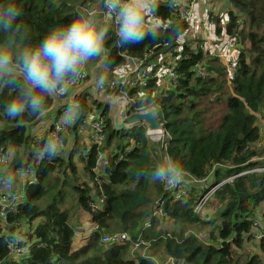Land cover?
Returning <instances> with one entry per match:
<instances>
[{
	"label": "trees",
	"instance_id": "trees-1",
	"mask_svg": "<svg viewBox=\"0 0 264 264\" xmlns=\"http://www.w3.org/2000/svg\"><path fill=\"white\" fill-rule=\"evenodd\" d=\"M74 1L70 4L62 0H14L23 10L20 23L28 28L29 39L34 42L42 39L51 27L69 23L79 7L100 9V0ZM226 1L230 7L226 22L219 26V17H212L210 21L216 34L231 39L223 45L225 53L231 47L237 51L238 67L233 78H225V68L217 58L223 51L220 49L214 54L209 51L212 45L208 33L209 44L204 52L199 51V39L180 40L189 24L177 21L176 6L167 3H160L159 17L170 20L177 31L165 24L155 39L148 38L128 48L118 47L113 35L106 44V56L112 65L105 67L103 60L95 72L96 78L103 77L105 81L106 74L121 66L125 58H141L147 53L145 65H150L151 70L145 87L124 89L132 100L128 111L151 109L168 136L161 152L193 177L211 172V184L264 164L249 161L264 152V149L260 153L249 149L261 133L253 114L264 121V0ZM20 39L21 43L27 42L23 36ZM157 55H170L171 60H176L175 71L182 76L177 87L157 90L152 74L158 65L151 64ZM196 65L203 67V78L194 76ZM88 78L87 75L85 83ZM224 86L231 87V94L224 100L225 110L218 125L203 127L198 115L192 112L196 110L193 102L209 93L220 95ZM112 94L119 95L115 90L106 89L105 95ZM2 95L7 101L13 93L6 89ZM88 98L91 100L88 91L76 97L80 107L73 116V124L68 125V134L61 137L65 141L64 151L44 161L32 160L28 152L32 145L38 149L45 141H40L38 147V140L28 132V127L39 122L44 113L39 116L25 113L23 126H18L0 110L3 155L0 178H5L4 167L13 170L30 165L33 179L31 184L24 183L22 199L16 212L8 216V226H0V264H153L137 252L130 256L125 245L98 246L103 234L115 232L127 233L131 238L140 234L148 240L150 245L145 256L151 255V247V252L159 250L163 255L181 259L184 264H259L255 255L240 261L242 255L235 253L250 242L264 256V241L251 239V221L264 205V172L239 176L220 185L210 199L216 215L204 220L192 213L196 198L193 192L188 193L187 199H177L167 194L160 182H152L150 173L154 161L150 158L143 128L114 133L109 125V110L92 101L89 106ZM50 107L51 100H48L46 111ZM92 111L104 124V139L99 149L85 142L76 131L77 123L93 114ZM9 147L16 152L14 158L5 152ZM215 164L221 167L212 169ZM95 199L98 206L91 212L88 205ZM75 213L80 220L86 217L89 227L81 229L77 228L80 224L71 225L70 219ZM161 219L173 230L166 237L156 229ZM14 222L19 227H13ZM190 228H196L199 234L204 232L208 243L187 233ZM10 239L25 244L28 249L15 262L6 257L5 245ZM74 240L80 244L74 246Z\"/></svg>",
	"mask_w": 264,
	"mask_h": 264
},
{
	"label": "clouds",
	"instance_id": "clouds-1",
	"mask_svg": "<svg viewBox=\"0 0 264 264\" xmlns=\"http://www.w3.org/2000/svg\"><path fill=\"white\" fill-rule=\"evenodd\" d=\"M173 6V0H167ZM100 9L81 8L67 24L51 27L37 42L29 39L28 28L20 23L23 10L14 0H0V110L5 117L23 126L24 115L39 116L46 112L47 101L68 91L67 85L81 77L89 63L104 58V66L112 61L105 55L107 41L115 36L120 48L142 44L157 37L165 24L176 26L159 17V0H100ZM23 36L25 43H21ZM203 78V77H202ZM97 89L104 86V78L94 82ZM13 95L3 100V91ZM79 105H69L65 123L76 114ZM61 137L47 139L35 155L41 161L56 158L63 150ZM9 158L16 152L5 149ZM186 170L170 156L156 163L151 170L152 182L169 188L183 183ZM15 177L9 174L5 187H12Z\"/></svg>",
	"mask_w": 264,
	"mask_h": 264
},
{
	"label": "built area",
	"instance_id": "built-area-1",
	"mask_svg": "<svg viewBox=\"0 0 264 264\" xmlns=\"http://www.w3.org/2000/svg\"><path fill=\"white\" fill-rule=\"evenodd\" d=\"M205 0H173L174 5L176 6V19L181 23L189 24V27H193L196 30L198 28L203 27V23L192 25V17H193V7L195 5L202 4ZM167 3V2H166ZM82 7H79L81 9ZM87 8V7H85ZM98 11H102L98 7H95ZM213 16L208 15V20H212ZM207 32L204 30L202 33V38L204 39L206 45H208V41L206 39ZM206 45L199 46V51L204 52ZM177 49H173V52H176ZM237 51L232 47L228 49L227 53L219 52L217 54V58L221 61L222 66L225 68L226 74L230 75L228 78H232V76L236 74L235 61L234 56ZM147 53L143 54L141 58H125L124 63L121 66L115 67L112 72L109 74V80L104 84L103 87L99 88V93L103 94L105 97H115L122 98L124 101H127L129 104L132 103V100L129 99L124 91V89H142L145 87L147 83V79L149 76V71L151 70L150 65H145V59L147 58ZM170 56V55H169ZM176 60L169 57V59L160 67H156V71L153 72L152 78H155L158 85L162 84L165 88H173L179 85L180 79L182 76L176 73V67L174 63ZM194 76L198 78H202L204 76V69L201 65L194 66ZM86 73L83 71L81 77L74 84L67 85L68 91L66 94H61L51 100V107H55V114H58L57 120H54L50 126V128L46 131L44 138L37 141L36 145L42 140H47L55 137H62L68 134V125L69 122L65 123V115L66 110L69 105H78L75 101L68 102V106L62 107L60 103H57L56 100L60 98H64V100L68 99V93L73 90L72 94L78 90L85 83ZM106 89L115 90L119 93V95H105ZM50 107V108H51ZM146 110L145 108H139L134 112H143ZM152 111V110H151ZM93 112V111H92ZM156 116V115H155ZM72 122L74 117L71 116ZM157 118V116H156ZM158 119V118H157ZM160 125L162 123L158 119ZM260 125L264 128V121L259 122ZM104 124L103 119L96 115L95 112L93 114L88 115L84 119H82L76 125L77 134H79L85 142L89 145H93L96 149H99L103 139H104ZM143 134L145 139L150 142L158 144L159 140L164 137L165 131L162 127V130L159 131L156 135H149L146 128H143ZM259 140L255 143L249 145V149L255 151L256 148L262 147L264 148V131L259 132ZM163 147V143L161 142ZM39 147V145H38ZM162 147L160 149H162ZM263 150V149H262ZM98 158H100V154H98ZM3 155L0 152V164L2 162ZM98 160V159H97ZM249 161H261L264 163V152L260 156H254ZM221 167L219 164L213 165L212 169ZM223 167V166H222ZM31 170L30 165L26 166H18L13 169V174L17 177H23L29 174ZM264 172V164L261 167H255L253 169H248L238 174H234L219 183L211 184V172L208 175L202 177H193L186 173L185 180L183 183L179 184L174 188H169L165 184L161 183L164 191L167 194L174 195L177 199H187L188 193L193 190L195 192L196 198L194 200L192 206V213L195 216H199L202 207L204 204L212 198L216 189L224 184L230 182L232 179L252 174V173H260ZM28 184L33 182V179L26 180ZM21 200V195L17 193H7L0 192V226L3 228L8 226V216L12 215L17 210V205ZM97 200L95 199L92 203L88 205L91 212H94L97 209ZM159 213V212H158ZM13 227H19L18 223H12ZM251 239L253 242L264 241V218L256 219L254 218L251 221ZM91 229H96V226L93 225ZM108 245H125L128 247L129 254L133 252L139 253L145 259L150 260L153 264H183L181 259H176L174 257L166 256V255H148L145 256L146 251L149 248V241L144 240L140 237V234L135 238H131L127 233L124 232H115L110 234H103L98 240V246L105 247ZM6 257L8 260L13 262L25 256L28 252L27 246L22 243H17L14 240H8L5 245ZM132 256V255H130Z\"/></svg>",
	"mask_w": 264,
	"mask_h": 264
},
{
	"label": "rangeland",
	"instance_id": "rangeland-1",
	"mask_svg": "<svg viewBox=\"0 0 264 264\" xmlns=\"http://www.w3.org/2000/svg\"><path fill=\"white\" fill-rule=\"evenodd\" d=\"M62 1H68L70 4L76 3L74 0H62ZM75 7H78V5H76ZM229 8H230L229 3L226 0H205L202 4L195 5L193 7L192 25H195V24L197 25L200 22H202L203 27L198 28L197 30L193 27L188 28V30L184 33V35L180 38V40L182 39L183 42H187V40L199 39L200 40L199 46L206 45L204 39L202 38V33L205 30L209 34L208 35V38H209L208 41L211 42V45H212V48L209 51L214 54L216 51H219L221 49L225 53L226 50L223 49L224 48L223 45L225 44V42L230 43L231 39H228V37L225 38V37H223V35H221V34L218 35L214 32V30H213L214 24L212 21L208 20V15H211L213 17H219L220 18L219 26H222L226 22V11ZM205 50H207V45L205 47ZM236 55L234 56V61H235V67H238L237 59H235ZM169 57H170L169 55H164V56L157 55L153 60L154 62H152L151 64L152 65L157 64L158 67H160L169 59ZM102 59H103V57L99 58L94 63H92V62L89 63L88 67L85 69L86 77H87V75L89 77L86 83H89L91 81V71L94 69V67ZM228 76H230V75H227L226 71H225V78L227 80H229ZM233 77H234V75L232 76V78ZM108 80H109V75L105 76V83H107ZM164 89H165L164 85H162V84L158 85L157 90L162 91ZM72 92H73V90H71L68 93L69 97L72 95ZM88 92L91 93V90H89ZM230 94H231V87L224 86L222 89H220V95H218L217 92L209 93V94H207L201 98H198L196 100V102H193L194 103L193 105L196 107V110H194L192 112L194 114L198 115V119L200 120L201 125L203 127L215 128L218 125V122H219V120H220V118H221V116L225 110L224 100ZM63 101H64V98H60V99L56 100L57 103H60ZM75 102H76V100H75ZM87 104L89 106H92L91 100L89 98L87 99ZM253 115L256 118V122H257V125L259 127V130L264 131L263 126L260 125V123H259L260 121H263V120L257 114H253ZM41 121L46 123V122H48V119L43 118ZM68 122H69L70 126L73 124V122L70 118H69ZM33 131H34V126H29L28 127L29 134L34 135ZM143 136H144V134H143ZM167 137H168L167 135L162 137L159 140L160 142H158V144L150 142L149 140L145 139V137H144L146 144L151 151L150 152V158L154 161V166L156 165V163H158L159 161H161L162 159H164L166 157V155L163 152H161L160 148L162 147V144H160V143L161 142L163 143ZM35 138H36V135H35ZM64 149H66V148L64 147ZM262 149H264V148L259 147V148H256L255 151L260 153ZM36 151H37V146H35V145H32L31 148L28 150V152L32 154L31 158L34 161L37 159V157L35 155ZM73 158H74L73 159L74 162L78 165V168H80V163L78 162L77 157L74 156ZM8 170L9 169H6V167H4V169H3V173H4V176L6 178H7ZM24 183L25 182L18 181L19 191L22 190ZM191 192H193L195 194V192L193 190H191ZM210 202H211V200L209 199L201 209L200 217L204 220H209L211 215H214V216L216 215V213H214V207L212 206V204H210ZM257 214H258V216H255L256 219L264 218V205H262V207L260 209H258ZM75 215H77V216H75ZM79 220H80V216H78V213H75V214H73V217H71L70 223H71V225L76 227V226H78ZM21 227L22 228L24 227L23 224H21ZM77 228H80V227H77ZM171 228L172 227L169 225V223H167V221L165 219H163V220L161 219V221H159L157 226H156V229H159L160 233H162V235L165 237L167 236V234H170V232L173 231ZM177 230L178 229H176L175 232ZM187 233H191V234L195 235L204 244L208 243V240L205 237V233L203 232V233L199 234L196 228H190ZM150 250H151V247L149 249V253L151 255L160 254L159 250H156L154 252H151ZM135 253L136 252H133L130 255H133ZM235 255H242V257L239 258L240 261H245L248 259L249 256L255 255L257 257V259L259 260V264H264L263 254L261 252H259L258 248L255 245L251 244L250 242H248L245 245V248L242 251L236 252Z\"/></svg>",
	"mask_w": 264,
	"mask_h": 264
},
{
	"label": "water",
	"instance_id": "water-1",
	"mask_svg": "<svg viewBox=\"0 0 264 264\" xmlns=\"http://www.w3.org/2000/svg\"><path fill=\"white\" fill-rule=\"evenodd\" d=\"M101 63L94 67L91 71V81L85 83L82 87L76 90L68 99L60 102L62 107L68 106V102H74L76 97L81 95L84 91L91 90V101L97 106L109 109L108 115L109 125L114 133L128 131L134 127L146 128L149 135H156L162 130L163 125H160L155 114L151 110L143 112L129 113V103L122 98L101 96L99 89L95 87L97 80L95 72Z\"/></svg>",
	"mask_w": 264,
	"mask_h": 264
},
{
	"label": "crops",
	"instance_id": "crops-1",
	"mask_svg": "<svg viewBox=\"0 0 264 264\" xmlns=\"http://www.w3.org/2000/svg\"><path fill=\"white\" fill-rule=\"evenodd\" d=\"M167 2V0H159V3H166ZM106 55V54H105ZM103 60H104V58L99 62V63H102L103 62ZM98 63V64H99ZM97 64V65H98ZM96 65V66H97ZM108 74H106V76H107ZM85 84V83H84ZM83 84V85H84ZM82 85V86H83ZM81 86V87H82ZM101 96H103V94H100ZM55 107H56V105H54L53 106V108L51 107L49 110H47L43 115H42V117H41V119H40V121L39 122H37V123H35V125H33L34 126V136L36 135V139L39 141L40 139H42V138H44V136H45V134H46V131L50 128V126H51V124H52V122L55 120L54 119V116H55ZM109 110V109H108ZM109 113H110V111H109ZM109 115V114H108ZM43 118H46V119H48V122H43V121H41ZM71 120H72V118H71ZM9 174H11V175H13L14 177H15V183H14V185L12 186V187H10V188H8V187H5L4 186V183H5V180H6V177L5 178H0V192H7V193H12V192H14V193H17V194H20L21 195V199H22V191H19V188H18V181H20V182H25L26 180H29L30 178L32 179V174H31V172H29V174L28 175H26V176H23L22 178L21 177H17V176H15L14 174H13V170H9L8 172H7V176L9 175ZM86 220V217L85 218H82L81 220H79L78 221V224H80L81 225V229H84L85 227H89V224L85 221ZM17 234V233H16ZM16 234H14L13 236L14 237H17V239H22V237L20 236V235H16ZM80 243H79V241H76V240H74V243H73V245L74 246H78ZM158 255H163L161 252H160V254H158Z\"/></svg>",
	"mask_w": 264,
	"mask_h": 264
},
{
	"label": "flooded vegetation",
	"instance_id": "flooded-vegetation-1",
	"mask_svg": "<svg viewBox=\"0 0 264 264\" xmlns=\"http://www.w3.org/2000/svg\"><path fill=\"white\" fill-rule=\"evenodd\" d=\"M76 100V99H75Z\"/></svg>",
	"mask_w": 264,
	"mask_h": 264
}]
</instances>
